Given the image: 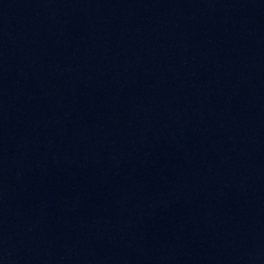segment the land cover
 <instances>
[{
	"label": "water",
	"instance_id": "1",
	"mask_svg": "<svg viewBox=\"0 0 264 264\" xmlns=\"http://www.w3.org/2000/svg\"><path fill=\"white\" fill-rule=\"evenodd\" d=\"M0 264H264V0H0Z\"/></svg>",
	"mask_w": 264,
	"mask_h": 264
}]
</instances>
